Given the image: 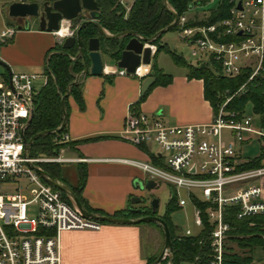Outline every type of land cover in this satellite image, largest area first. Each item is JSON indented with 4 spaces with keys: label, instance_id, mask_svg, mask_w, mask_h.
<instances>
[{
    "label": "built area",
    "instance_id": "1",
    "mask_svg": "<svg viewBox=\"0 0 264 264\" xmlns=\"http://www.w3.org/2000/svg\"><path fill=\"white\" fill-rule=\"evenodd\" d=\"M228 2L227 17L215 24L191 27L184 15L178 18L176 27L181 39L195 48L191 56L213 58L222 76L234 79L243 70H249L237 95L245 93L248 84L264 72V0ZM16 32V28L6 26L0 32V46L7 44ZM70 36H74L71 31L66 37ZM138 71L133 76L140 78L144 74ZM116 75L129 76L124 70ZM38 78L46 81L44 76L35 74L10 72L7 80L0 77V264H63L59 243L62 232H98L103 226L85 219L72 203L64 200L62 193L30 168L42 170L47 164L85 162L65 157L64 148L54 158L26 155L25 132L33 111V85ZM229 101L230 98L219 106L217 115L206 125L166 126L154 116L134 114L130 110L120 136L134 147L154 145L158 148L160 154L154 156L160 165L150 161L119 162L139 169L145 180L157 186L167 184L176 194L178 190H185L190 201L178 198L177 205L180 209L193 207V226L198 232L203 228V212L195 202L207 206L205 215L212 226L210 264L223 261L224 245L231 231L224 218L226 209L238 207V220L264 216L261 188L250 184L264 177V168L239 171L234 144L243 143L246 134L259 136L264 144V131L254 130L251 118L244 115L237 119L234 113L226 112ZM224 130L230 132L233 142L223 141ZM68 143L66 134L56 141L57 145ZM17 180H24L29 188L24 189ZM194 192L200 193L202 199L198 200ZM34 204L38 206V217L31 219L28 208ZM197 233L187 227L181 236L193 237Z\"/></svg>",
    "mask_w": 264,
    "mask_h": 264
},
{
    "label": "crops",
    "instance_id": "2",
    "mask_svg": "<svg viewBox=\"0 0 264 264\" xmlns=\"http://www.w3.org/2000/svg\"><path fill=\"white\" fill-rule=\"evenodd\" d=\"M133 1L121 0V3L127 10ZM6 14L7 11L6 26L16 28L17 32L4 47L0 46V61L9 67L13 74L14 68L27 71L43 67L46 53L60 44L59 38L62 36L39 31L32 21L26 30L22 21L11 20ZM101 57L103 61L105 56L101 54ZM107 60L114 63L108 58ZM104 65L103 76L93 77L88 74L81 77L83 111L72 98L68 99L66 135L74 145L64 147L62 154L67 158L85 161L63 165L68 173L69 185H77V175L75 178L68 168L75 167L77 173V166H84L87 178L82 191L83 199L91 209L100 211L105 216L115 217L137 209L138 205L131 204L133 197H144L143 192L134 186L136 181H145L143 173L119 161L153 163L155 158L150 148L152 145L134 147L120 139L126 117L130 110L132 111L131 107L138 102L152 81L148 77L151 65L144 67V75L140 78L116 75L119 69L115 67V63ZM186 74L187 70L169 74L172 76L171 84L153 89L139 106V112L156 117L166 126L209 124L214 118V113L204 98L203 82L188 80ZM246 135L243 143L250 139V135ZM237 161L240 165L245 160H241L237 155ZM261 168H264V161L261 162ZM250 184L261 188L264 199V177ZM153 230L156 229L147 224H103L98 232H62L59 235V243L63 264H147L149 258L162 253L161 250H155V245L151 243V240L157 243L158 237L157 231Z\"/></svg>",
    "mask_w": 264,
    "mask_h": 264
},
{
    "label": "trees",
    "instance_id": "3",
    "mask_svg": "<svg viewBox=\"0 0 264 264\" xmlns=\"http://www.w3.org/2000/svg\"><path fill=\"white\" fill-rule=\"evenodd\" d=\"M99 8V25L111 36L121 34L126 31L137 33L142 38H152L159 31L170 26L173 21L174 13L181 18L187 12L188 6L193 0H167L170 10L163 7L162 0H134L128 12L125 11L121 0H95ZM230 5L228 0H223L219 8L212 12L204 20H189L188 26H207L215 24L228 15ZM172 12V13H171ZM79 20L73 21L78 24ZM172 30H177L175 27ZM171 30V31H172ZM84 49L90 38L98 37L100 40V53L116 63L120 59V54L128 38L119 40H105L99 36L96 28L92 25L86 26L80 33ZM162 37L155 42L156 52L153 59L165 50L177 66L185 67L187 70L186 78L188 80H201L204 87V98L212 107L214 116L217 115L218 106L223 104L226 99L230 101L225 106V111L234 113L237 119H241L245 114V106L250 104L254 115L259 118V127L264 131V72L257 76L247 87L245 93L236 94L238 89L246 82L249 76V70L245 69L241 74L234 78H226L220 74L219 65L213 58H208L206 62L198 63L197 66L187 65L184 59L177 54L169 51L167 46L161 43ZM78 48L75 45L70 50H63L61 45H55L45 55L42 75L46 78L45 84L37 91H33V114L29 126L25 132V139L30 142L37 134L42 132H53L62 124V99L65 97V106L67 114L69 111L68 99L72 98L81 111L84 110L82 98L81 79L77 77L83 72L84 64L81 58H77ZM89 63L88 58L86 59ZM148 77L152 80L146 91L142 93L138 102L134 104L132 112L139 114V106L146 100L150 92L157 87H166L172 82V76L158 69L154 63L151 64ZM67 132V123L60 133H52L45 137L35 139L30 147V157H57L61 148L67 145H57L56 141ZM154 165H160L158 159H153ZM264 161V145H262L260 154L253 159H246L237 169L239 171H250L261 168V162ZM42 170L52 179L68 186L83 208L90 214L105 216L97 210L91 209L82 197V191L86 182V169L84 166H77V185L72 187L67 182V172L63 165L47 164L42 166ZM53 188V187H52ZM56 190L55 188H53ZM63 195V194H62ZM66 202H71L63 195ZM178 200L172 199L166 209L165 216L161 219L168 225L171 241L172 253L160 264H210L212 260V251L210 248L209 234L212 226L209 224L205 215L204 204H195L202 210L203 228L193 237L177 236V228L173 227L169 214L177 209ZM238 207L225 210L224 218L229 224L234 242L240 248H247L253 251L259 248L264 251V216L246 218L238 220ZM151 215L150 207L144 211L142 216ZM138 215H132L129 212L118 214L115 218H138ZM254 224V227H250ZM230 240V239H229ZM157 258L152 257L147 260V264H153ZM252 256L238 257L224 245V255L222 264H251Z\"/></svg>",
    "mask_w": 264,
    "mask_h": 264
},
{
    "label": "water",
    "instance_id": "4",
    "mask_svg": "<svg viewBox=\"0 0 264 264\" xmlns=\"http://www.w3.org/2000/svg\"><path fill=\"white\" fill-rule=\"evenodd\" d=\"M163 7L168 10L167 0H162ZM172 13V12H171ZM173 23L167 28L159 31L152 38H142L137 33L126 31L118 35L111 36L98 23L100 18L99 8L95 0H29V1H11L7 6V17L11 20H19L23 22V28L28 29L30 22L35 23L41 32L57 34L63 22H72L79 20L80 24L76 29L75 36L66 37L62 43L63 50H70L75 45L78 48L77 58H81L84 68L83 72L77 77L79 78L91 75L93 77H101L105 72V65L102 61L100 53V40L98 37L90 38L87 41L86 48L82 44L80 37L81 31L88 25H92L96 28L100 37L105 40H119L122 38H128L123 51L120 54V59L115 63V67L119 70H124L127 75L133 76L137 69L141 66L149 67L152 63V59L156 52L155 42L177 26L178 17L174 14ZM87 19H83V17ZM155 48V51H153ZM89 63L87 64L86 59ZM0 66L5 67L9 74V67L0 61ZM62 109V124L58 129L53 132H42L37 134L26 146V155L29 154L30 147L33 141L39 137H45L52 133H60L66 126L68 121L67 109L65 106V97L61 103ZM33 111L31 112L32 117ZM31 120V118H30ZM30 120L27 123L26 130L29 126ZM32 168L44 182L52 186L60 193H62L83 215L85 219H92L102 224L117 225V226H136L141 224H155L163 232L164 235V248L160 256L153 264H160L166 257L172 253V241L168 225L159 217H156V213L159 207V201L152 199L149 203L151 215L142 216L144 211L141 209H132L129 211L132 215H138V218H115L109 216H97L88 213L79 200L76 198L72 190L60 183L57 180L52 179L48 174L42 170ZM135 188L141 192H150L154 190L157 185L151 180L136 181ZM143 198L133 197L131 199L132 205H141Z\"/></svg>",
    "mask_w": 264,
    "mask_h": 264
},
{
    "label": "rangeland",
    "instance_id": "5",
    "mask_svg": "<svg viewBox=\"0 0 264 264\" xmlns=\"http://www.w3.org/2000/svg\"><path fill=\"white\" fill-rule=\"evenodd\" d=\"M222 1L223 0H193L192 3H190V5L188 6V9H187V12L185 13V16L189 20H197V21L204 20L212 12L216 11L219 8V5L222 3ZM9 3H10V0H0V32L4 31L5 27H6L5 13L7 11V6L9 5ZM124 9L126 12H128V10H129V9L126 10L125 7H124ZM83 17H84V15H83ZM83 19H87V18L84 17ZM66 24H68L69 35H70V31H71L74 33V36H75V32H76V29L78 28V26L80 24V21L78 22V24H74L73 21L70 23H66ZM59 39H60L59 40L60 44H58V45H62V43H63L62 37ZM161 43L163 45L167 46L169 51H172L173 53L182 57L187 65H191V66L195 67L199 63L198 59H200V61H202V62H206L208 59L207 55H200L201 58L198 57V59L192 57L191 53L195 50V48L188 46V44L185 43L181 39L177 30H172V31H169L168 33L164 34L162 36ZM5 45L6 44L2 45V47H4ZM103 62L106 64H109V65L114 64V63H111L110 61H108L107 58H105V57H103ZM152 63H154L158 69L163 70L166 74H171V73H174V72H177L180 70H186L185 67L175 65L172 61L171 56L165 50L158 53V55L154 59H152ZM12 70L15 74L35 73V74L41 76L43 73V67L37 68V69L36 68L30 69L27 71L26 70H19V68H14ZM0 77L5 79V80H7V78L9 77L8 70L3 66H0ZM130 77L133 78V76H130ZM43 84H44V79L38 78L34 82V85H33L34 89L33 90H35V91L39 90L43 86ZM145 84H146V82H145ZM145 84H144V86H146ZM250 84L251 83H249L248 85H250ZM218 109H219V106H218ZM244 112H245V114H244L245 116L251 118L252 128L254 130H260L259 118L256 115H254V113L252 111V107L250 104H247L245 106ZM157 120H159V119H157ZM229 133L230 132L228 130L223 131L222 136H223L224 142H227V143L233 142V140L231 138H229ZM245 136H247V135H245ZM249 138H250L249 141H247L245 143H234L236 153L239 156V158H241V160L252 159V158H255L256 156H258L260 154V148H261L262 142L260 141L259 136L250 135ZM150 148H151V152L153 154H160V151L154 145H152ZM164 157H166L165 154H164ZM68 171L71 172L72 175L76 178L77 173H76L75 167L70 166L68 168ZM17 182L24 189H27V187L29 188L27 182H25L24 180H17ZM177 192H178L177 193L178 196L176 194V191L172 187H170L167 184L161 183L154 190H152L150 192H143V194L146 197V199L148 200L146 202L147 206H149V201L151 199H157L159 201V207H158V210L156 213V217L161 218V217L165 216V214H166V209H167L168 203L172 199H174L175 197L177 198V200L179 198L180 200L190 201L189 195L187 194V192L185 190H178ZM193 194L196 195L198 200L202 199L200 193L194 192ZM26 195H28V192L26 193ZM38 211L39 210H38L37 205L34 204V205L30 206L28 208V217L31 219H36L38 217ZM169 220H170L172 226L177 228V231H176L177 236H181V234L184 232V229L187 227H189L194 233L198 232L197 231L198 229H196L193 226L194 211H193L192 206H189V207L184 208V209L179 208V209L171 212L169 214ZM147 225L153 229H156L153 231H157L156 232V234L158 236L157 237V243L155 242V240H151V243L153 245H155V250L163 251L164 235H163L162 230L155 224H147ZM254 226H255L254 224H250V227H254ZM151 239H153V238H151ZM226 247L228 249H230L232 251V253L237 255L238 257L242 258V257L252 256V263L251 264H264V251H262L259 248H254L253 251H251V252L247 248H245V249L240 248L237 246L236 242H234L232 236H228V239L226 242ZM159 256L160 255H157L155 258H158Z\"/></svg>",
    "mask_w": 264,
    "mask_h": 264
},
{
    "label": "bare ground",
    "instance_id": "6",
    "mask_svg": "<svg viewBox=\"0 0 264 264\" xmlns=\"http://www.w3.org/2000/svg\"><path fill=\"white\" fill-rule=\"evenodd\" d=\"M66 23H68V22H63V23H62V25H61V29H60V31L57 33L58 35H61L62 38L65 37V36H68V35H69L68 24H66ZM144 71H145L144 66H141V67L139 68V71H138V72H139L140 75H143V74H144Z\"/></svg>",
    "mask_w": 264,
    "mask_h": 264
},
{
    "label": "flooded vegetation",
    "instance_id": "7",
    "mask_svg": "<svg viewBox=\"0 0 264 264\" xmlns=\"http://www.w3.org/2000/svg\"><path fill=\"white\" fill-rule=\"evenodd\" d=\"M10 1H13V0H10ZM24 1H29V0H24ZM6 16H7V14H6ZM85 20V19H84ZM82 21H83V18H82ZM152 200V199H151ZM150 200V201H151ZM148 200L146 199V197L144 196L143 197V203L141 204V205H138L137 206V209H141V210H143V211H146L147 210V208H148V206H147V204H146V202H147ZM150 201H149V203H150Z\"/></svg>",
    "mask_w": 264,
    "mask_h": 264
}]
</instances>
